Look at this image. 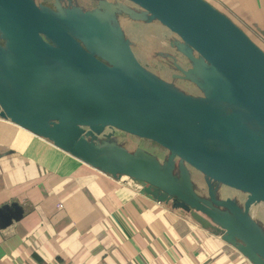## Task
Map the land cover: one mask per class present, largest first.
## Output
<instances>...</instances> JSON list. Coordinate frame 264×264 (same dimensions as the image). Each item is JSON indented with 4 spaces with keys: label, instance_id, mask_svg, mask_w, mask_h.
<instances>
[{
    "label": "water",
    "instance_id": "obj_1",
    "mask_svg": "<svg viewBox=\"0 0 264 264\" xmlns=\"http://www.w3.org/2000/svg\"><path fill=\"white\" fill-rule=\"evenodd\" d=\"M124 1L133 7L0 0V119L101 173L139 182L142 193L264 264V230L250 213L264 203V51L205 0ZM117 14L165 27L179 55L174 67L201 95L141 66ZM106 128L167 155L129 152L109 142ZM221 187L243 194L242 204L220 199Z\"/></svg>",
    "mask_w": 264,
    "mask_h": 264
},
{
    "label": "crops",
    "instance_id": "obj_2",
    "mask_svg": "<svg viewBox=\"0 0 264 264\" xmlns=\"http://www.w3.org/2000/svg\"><path fill=\"white\" fill-rule=\"evenodd\" d=\"M205 1L264 51V0ZM141 187L0 119V264H251Z\"/></svg>",
    "mask_w": 264,
    "mask_h": 264
},
{
    "label": "rangeland",
    "instance_id": "obj_3",
    "mask_svg": "<svg viewBox=\"0 0 264 264\" xmlns=\"http://www.w3.org/2000/svg\"><path fill=\"white\" fill-rule=\"evenodd\" d=\"M80 2L86 4L91 3L90 0H80ZM120 26L124 32L125 38L130 42L131 50L135 58L141 66L157 77L167 80L171 73L170 62L165 58L166 55L170 53L168 39L164 38L166 35L170 36L167 29L157 22L145 23L127 18L120 19ZM175 85L179 90L185 92V94L199 96L198 91L187 83L179 84L177 82ZM116 139L121 141L124 146L123 148L129 152L141 148L150 154L157 155L161 159L160 155L162 148L151 141L121 134H118ZM196 190H199L198 186H196ZM220 194L222 197L230 195L238 199L239 202H242L244 198L243 194L238 192L235 193L233 190L231 191L227 188H220ZM251 210L250 213L253 219L264 230V203L254 205Z\"/></svg>",
    "mask_w": 264,
    "mask_h": 264
},
{
    "label": "flooded vegetation",
    "instance_id": "obj_4",
    "mask_svg": "<svg viewBox=\"0 0 264 264\" xmlns=\"http://www.w3.org/2000/svg\"><path fill=\"white\" fill-rule=\"evenodd\" d=\"M91 1V3H89V4H86V3H83V2H80V0L79 1H77V0H58V2H59V4H60V6L61 7H65V8H67V7H70V8H72V7H78V8H80L81 10H83V11H89V10H93V9H95L96 8V6H97V3H98V1L99 0H90ZM104 1H108V2H111V3H118V2H121V3H124L125 5H127V6H129V7H133L130 3H128V2H126V1H124V0H104ZM34 2H35V4L36 5H42V6H45V7H48V8H51V9H53V6H54V3H55V0H34ZM117 18H118V21H119V23H120V19L121 18H127L126 16H124V15H122V14H117ZM128 19V18H127ZM170 37H172L171 35H170ZM169 40L170 39H168V42H169ZM0 43L2 44V42L0 41ZM168 47H169V44H168ZM169 49H170V53L169 54H167L166 55V59L170 62V67H171V73L169 74V76H168V79L167 80H165V79H163V80H165L166 82H169V83H171L173 86H175L176 87V85H175V83H179V84H181V83H187V84H189V85H191L196 91H198V93H199V95H201V93L199 92V90H197L196 88H195V86L193 85V84H191L190 82H188V81H185V80H183V79H181L180 77H182V74H181V72L178 70V69H176L175 67H174V65H173V60H172V58H177L178 59V57H179V55H178V53H176V51H175V49H172V48H170L169 47ZM177 64L182 68V69H184V70H187V69H189L190 68V65H189V63L187 62V61H185V60H182V62L181 61H179V60H177ZM177 88V87H176ZM179 89V88H178ZM181 91V90H180ZM183 92V91H182ZM185 93V92H184ZM104 133L105 134H112V137L109 139V142H115V143H117L118 145H120V146H122V147H124L123 145H122V142L121 141H118L116 138L118 137V134L120 135H128V134H125V133H123V132H120V131H117V130H113V129H108V128H106L105 130H104ZM131 136V135H130ZM123 139H126V138H123ZM104 138L102 137V136H100L99 138H98V141L99 142H104ZM161 155L162 156H166L167 155V151L166 150H164V149H161ZM203 189H205L206 190V187L204 186V184H203V187H202ZM221 188H224V187H221ZM220 189V188H219ZM228 189V188H227ZM204 190V191H205ZM229 190H231V189H229ZM232 191V190H231ZM234 191V190H233ZM197 192L201 195V196H206V191L205 192H201L200 190H197ZM235 193H236V191H234ZM240 195V194H239ZM220 199L221 198H223V199H225V198H227V197H229V198H233L232 196H230V195H227V196H224V197H220V196H218ZM238 203H240V202H238ZM240 204H242V203H240Z\"/></svg>",
    "mask_w": 264,
    "mask_h": 264
}]
</instances>
